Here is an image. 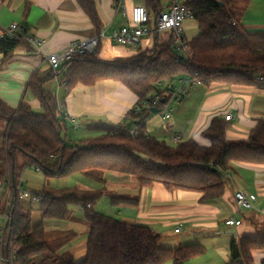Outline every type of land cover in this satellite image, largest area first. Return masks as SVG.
Segmentation results:
<instances>
[{"label":"trees","instance_id":"obj_1","mask_svg":"<svg viewBox=\"0 0 264 264\" xmlns=\"http://www.w3.org/2000/svg\"><path fill=\"white\" fill-rule=\"evenodd\" d=\"M77 1L101 32L104 23L96 1ZM253 1L188 0L200 33L189 40L192 59L177 53L172 37L166 34L163 39L156 36L152 49L140 50L127 59H101L100 43L94 55L74 57L48 79L42 80L40 72L35 71L17 107L0 98V120L7 123L0 146V183L5 190L0 201V224L7 216L6 227L0 231V264H184L204 253L200 245L165 248L161 235L151 227L131 225L98 212L94 206L108 192L106 187L98 191L73 188L58 192L46 187L31 192L24 189L22 180L27 168L42 173L46 180L83 174L102 185H107L110 175H119L133 178L140 189L162 184L168 191L202 193L203 201L222 198L232 182L229 175L234 161L264 164V120L247 141L235 143L227 140L228 122L216 117L203 133L210 140V147L193 138L184 137L181 142L174 139L173 143L160 140L149 135L147 123L153 109L158 108L159 113L176 100V88L183 80L195 79L205 87L216 83L264 87L260 82L264 80V31L247 29L243 19L232 11L235 7L245 11ZM147 9L153 18L169 8L163 6L162 0H147ZM24 44L30 45L26 41L1 40L4 60H10ZM57 77L65 97L79 85L92 87L115 81L139 100L119 124L100 122L92 126L90 129L100 132L98 137L71 140L70 130L81 127L80 119L75 127L66 111L65 99L44 88ZM29 93L39 101L41 111L25 101ZM157 98L159 103L154 104ZM60 101L65 110L59 109ZM24 192L41 200L25 199ZM109 197L115 207L139 202L115 193ZM25 200L40 203L42 223L33 225L34 210L24 205ZM71 206L83 211L90 228L87 255L81 262H76L71 254L58 253L63 241L52 249L45 228L46 220H68ZM253 250H264V235L234 241L227 264H253Z\"/></svg>","mask_w":264,"mask_h":264},{"label":"crops","instance_id":"obj_2","mask_svg":"<svg viewBox=\"0 0 264 264\" xmlns=\"http://www.w3.org/2000/svg\"><path fill=\"white\" fill-rule=\"evenodd\" d=\"M95 1L104 23L101 32H98L77 0H0V29L13 23L25 25L34 37L42 41L40 51H34L33 46L24 44L17 48L8 61L4 60V53L0 52V98L5 103L17 107L22 102L26 84L35 71L40 72L42 80L48 79L53 74L48 56L65 50L73 41L103 33L99 57L106 61L112 60L108 57L131 58L140 50H150L155 46L156 37L144 38L138 53H126L129 57L121 58L118 49L125 47L115 45L111 40L115 30L122 24L130 23L134 7L147 8V0H122L128 13L127 18L117 11L116 0ZM262 3L263 0L260 1ZM170 4L171 0H167L164 7L169 8ZM260 82L264 83V80ZM59 83L60 78L57 77L44 88L49 92L56 91L60 99L64 98L67 113L79 118L88 128L98 124L95 123L97 121L119 124L139 100L125 85L115 81H103L92 87L79 85L66 97L65 89ZM29 95L32 94H26L25 101L34 108L40 107L39 101ZM171 102L161 110L166 109ZM176 102L181 107L173 125L184 130L174 134L173 140L176 135H184L204 147L211 146L210 140L203 133L216 117L224 119L226 115H233L232 121L227 123V140L235 143L247 141L258 123L264 120V87L258 85H197L190 94ZM157 113L158 110L153 114ZM6 126L7 123L0 120V146L3 144L2 136ZM167 128L173 127L168 125ZM152 133L149 135L160 140L167 136L165 129L156 128ZM40 174L44 178L40 179L41 186L37 184ZM229 178L232 182L226 193L214 201H203V194L199 192L168 191L162 184L140 189L133 178L119 175H110L107 182V191L110 192L107 193L139 199L137 205L118 207L119 220L131 225L151 227L161 235L163 247L175 250L200 245L204 248L201 256L184 264H227L231 260L230 249L234 241L264 235V164L234 161ZM22 181L24 189L31 192H39L48 187L44 175L33 168L24 171ZM238 192L256 195L254 209L244 210L239 207L236 200ZM4 194V187L0 183V201ZM72 208H69L71 214L74 213ZM79 215L75 221H68L67 236H70V240L63 241L58 250L60 255L71 254L76 262H81L87 255L90 232L84 213ZM230 219L238 220L241 224L229 226L226 222ZM178 227H181L180 232H176ZM252 256L253 264H264V250H253Z\"/></svg>","mask_w":264,"mask_h":264},{"label":"built area","instance_id":"obj_3","mask_svg":"<svg viewBox=\"0 0 264 264\" xmlns=\"http://www.w3.org/2000/svg\"><path fill=\"white\" fill-rule=\"evenodd\" d=\"M188 0H171V4L168 10L157 13L153 18L150 17L148 9L144 6H136L131 13L130 23L122 24L112 34L111 40L115 45L138 49L143 43V39L147 37H156L158 35H170L173 39L174 50L185 58L192 59V53L188 46L189 40L185 34V24L194 20V14L187 5ZM116 9L124 17H128L126 7L123 5L122 0H116ZM103 33L89 39L73 41L65 50L54 53L48 56V62L53 72H58L61 66L68 63L76 56L94 55L99 47ZM26 41L34 47V51H40L39 47L42 44L40 39L34 37L32 32L25 25L12 24L9 27L0 29V41ZM201 85L199 81L195 79L183 80L176 88V101H180L185 95L188 94L195 86ZM159 103V98L156 99L154 104ZM60 110H65V106L60 101ZM66 116L67 113H64ZM170 115L167 114L165 119H169ZM233 115H226L225 120L227 122L232 121ZM70 121L75 127L78 126L77 118L70 117ZM132 134H135L132 131ZM184 139V135H179L175 138L176 141L181 142ZM23 197L25 199H33L34 201L41 200L40 197L32 198L30 193L24 192ZM256 195L246 194L244 192H238L236 194V200L241 209L252 210L254 209V202L256 201ZM7 216L3 217V223L0 224V231L3 232L6 227ZM229 226H239L240 221L235 219L227 220ZM181 227L176 229V232H180ZM4 261V259H1Z\"/></svg>","mask_w":264,"mask_h":264},{"label":"rangeland","instance_id":"obj_4","mask_svg":"<svg viewBox=\"0 0 264 264\" xmlns=\"http://www.w3.org/2000/svg\"><path fill=\"white\" fill-rule=\"evenodd\" d=\"M260 1L261 0H254L246 11L243 10V7H235L232 10L239 19H243L247 27L253 32H261L264 30V3L260 4ZM166 2L167 0H162L163 6H165L164 4H166ZM241 11H243V13ZM185 34L188 40L194 39L199 34V27L196 21L191 20L185 24ZM162 36L163 35H161V37ZM165 37L167 36H163L162 39ZM118 50H120L121 58L129 57V55L126 53H131V54L138 53V49L128 48L127 50V48H124V49H118ZM114 58L115 57H108V59H112V60L119 59L118 57L115 59ZM191 95H193V93ZM29 96L33 98L32 95H29ZM180 107L181 106L179 103H177L176 101H172L171 104L166 109L161 110L157 114H153L148 120L149 122L148 132L152 133L154 129L156 128L165 129V131H167L166 139H161V140H165L169 143H173V135L179 132H183L182 130H184V128L180 126L177 127L173 125L174 122L176 121V118L178 117V112H179ZM36 110L41 111V108L38 107L36 108ZM166 113L170 114L171 119L164 118ZM95 123L100 124V121H97ZM168 125L173 128L168 129L167 128ZM80 126L81 127L78 130H74V129L70 130L69 137L71 140L95 138L100 135V132L88 128L86 125L82 123V121L80 123ZM185 139H186V136H185ZM40 179L41 180L44 179L41 176V174L39 175V178H37V181H38L37 184L39 186H41ZM45 184H47L49 188L54 189L56 192L62 189H73V188H79L83 190H94V191H98L104 186L107 188V185L103 186L99 181L92 180L83 174H74V175L61 178V179L47 180ZM108 192L110 191L108 190ZM110 194H113V193L112 192L104 193L103 197L98 202H96L95 209L98 212H101L102 214L106 216L113 217L119 220L120 211L118 210V207L112 206V203L109 197ZM24 205L27 206L29 209L32 208L34 210L33 211V225L36 226L42 223L43 219H42V215L40 212V209H41L40 203L38 202L31 203L25 200ZM71 207H74L72 208L74 213L72 214L71 212L69 213L68 220L75 221L76 218L80 217L79 213L83 215V211H81L79 207H75V206H71ZM74 209L76 212L74 211ZM68 220H65V221L64 220L63 221L62 220H46L45 221V225H46L45 228L47 230L49 244L52 245L51 246L52 249H54L55 246H57V244L60 241H68V236H67L68 235Z\"/></svg>","mask_w":264,"mask_h":264},{"label":"water","instance_id":"obj_5","mask_svg":"<svg viewBox=\"0 0 264 264\" xmlns=\"http://www.w3.org/2000/svg\"><path fill=\"white\" fill-rule=\"evenodd\" d=\"M163 102H165V101H163ZM157 110H158V109H157V108H155V109H153V110H152V112H153V113H156V112H157Z\"/></svg>","mask_w":264,"mask_h":264}]
</instances>
